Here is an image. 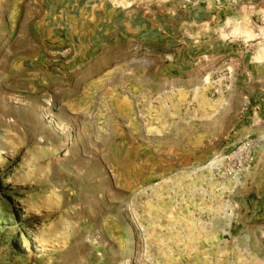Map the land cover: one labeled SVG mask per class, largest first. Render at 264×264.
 <instances>
[{"label":"rangeland","instance_id":"obj_1","mask_svg":"<svg viewBox=\"0 0 264 264\" xmlns=\"http://www.w3.org/2000/svg\"><path fill=\"white\" fill-rule=\"evenodd\" d=\"M108 1L154 35H0V264H264V0Z\"/></svg>","mask_w":264,"mask_h":264},{"label":"crops","instance_id":"obj_2","mask_svg":"<svg viewBox=\"0 0 264 264\" xmlns=\"http://www.w3.org/2000/svg\"><path fill=\"white\" fill-rule=\"evenodd\" d=\"M183 1L178 0L181 3ZM55 2L0 0V35L5 36L4 44L13 34L18 33L20 27V36L28 37L31 34L28 31L30 23L41 29L39 33L44 37L43 45L47 47L45 52L60 55L71 53L76 57H83L113 41L145 39L146 36L154 35L148 29V23L145 24L146 20H150L149 15L142 16L139 10L129 12L116 6L111 8L108 0H57L54 11ZM164 2L165 5H172L168 3L169 0ZM216 6L221 8L222 5ZM154 7V4H149L147 12L153 13ZM151 18L154 20L157 15L153 13ZM3 26L7 29L5 33H2ZM17 42L24 41L21 39ZM6 53L19 56L25 53V49L17 53L9 48Z\"/></svg>","mask_w":264,"mask_h":264},{"label":"bare ground","instance_id":"obj_3","mask_svg":"<svg viewBox=\"0 0 264 264\" xmlns=\"http://www.w3.org/2000/svg\"><path fill=\"white\" fill-rule=\"evenodd\" d=\"M261 21H264V18L263 19H261ZM242 27H246L247 26V24H242L241 25ZM259 27V26H258ZM264 37V36H263ZM256 39V34L255 33H251V32H249V33H247V35H246V38H245V40H243L244 42H250V41H253V40H255Z\"/></svg>","mask_w":264,"mask_h":264}]
</instances>
